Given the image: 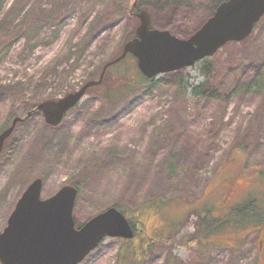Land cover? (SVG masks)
<instances>
[{"label":"rangeland","instance_id":"obj_1","mask_svg":"<svg viewBox=\"0 0 264 264\" xmlns=\"http://www.w3.org/2000/svg\"><path fill=\"white\" fill-rule=\"evenodd\" d=\"M219 1L0 0V128L97 81L135 37L133 4L152 30L186 40ZM207 60L208 74L197 63L119 93L118 72L137 78L127 58L60 125H47L39 112L17 124L0 155V233L39 179L43 200L64 186L77 189L76 227L118 206L137 229L132 240L105 239L81 264H264V215L255 231H242L243 247L235 250L199 257L198 248L177 242L178 225L184 235L195 232L194 214L205 204L210 217L224 215V194H208L213 206L201 194L212 180H232L239 192L264 189V17L249 38ZM230 200L240 210L255 201L252 212H264V194ZM223 230L215 239L230 235Z\"/></svg>","mask_w":264,"mask_h":264},{"label":"water","instance_id":"obj_2","mask_svg":"<svg viewBox=\"0 0 264 264\" xmlns=\"http://www.w3.org/2000/svg\"><path fill=\"white\" fill-rule=\"evenodd\" d=\"M136 4L132 5V10ZM264 16V0H227L188 39L181 40L166 31L150 29V17L139 12L135 38L127 42L121 54L105 64L98 81L86 83L79 91L57 102L36 108L45 122L55 127L65 114L83 98L87 89L98 86L107 68L131 55L146 79L190 68L211 58L228 43H240L253 32ZM19 119L0 135V153ZM42 182L34 180L16 202L7 225L0 233V264H80L105 238H133L125 217L115 208L93 217L75 228L72 217L77 190L64 186L56 194L41 199Z\"/></svg>","mask_w":264,"mask_h":264},{"label":"flooded vegetation","instance_id":"obj_3","mask_svg":"<svg viewBox=\"0 0 264 264\" xmlns=\"http://www.w3.org/2000/svg\"><path fill=\"white\" fill-rule=\"evenodd\" d=\"M90 90V89H89ZM56 102V101H55ZM36 108L32 111H28L26 115L24 116L23 119L18 123L24 122L26 119H28L33 113L37 112L35 111ZM39 112V111H38ZM42 114L43 118L44 115L42 112H39ZM15 119V117L10 116V120L5 123L2 128H0V135L11 126L12 121ZM6 142V141H5ZM1 155V153H0ZM239 172V171H235ZM257 176V171H254ZM230 177V176H229ZM257 179V177H256ZM252 182H255V180H251ZM212 182V183H211ZM209 184L205 185V190L201 192V194H207L206 195V201L213 206V203L209 201L208 194H224L221 197V202L224 203L220 209L223 211V213H227L225 211L229 210L232 207V203L230 200V194H264V189L261 192H255V191H246V192H239L238 191V185L235 183L233 186V181L232 180H227L224 182H221V184H214L213 185V180ZM264 186V182H262ZM216 185V186H215ZM248 186H250L248 184ZM215 187V188H214ZM220 199V198H219ZM206 202V203H207ZM224 206V207H223ZM209 205L205 204L200 208V212L195 213L197 219L199 220L200 224L198 225V229L193 232L192 234H185L182 228V224H179V228L177 229L176 227V236H177V242L182 245V242L192 244L198 250L200 251L199 257H207L210 252H212L214 249L219 248V249H235L237 246H239L243 241H244V236L242 231L238 232H232V231H227L229 232L230 235H226L224 233L223 236H220L219 238L215 239L216 234L214 233V218L209 216L210 209ZM204 209V211L202 210ZM177 224V223H176ZM175 224V226H176ZM137 231V229H135ZM134 230L136 235V231ZM235 235V236H233ZM166 239V233H163L162 240L165 241ZM262 244L264 245V241L259 243L260 248H262ZM168 257V256H167ZM166 264V262H165ZM169 264V263H168Z\"/></svg>","mask_w":264,"mask_h":264},{"label":"trees","instance_id":"obj_4","mask_svg":"<svg viewBox=\"0 0 264 264\" xmlns=\"http://www.w3.org/2000/svg\"><path fill=\"white\" fill-rule=\"evenodd\" d=\"M222 2L223 1H219L216 6H218ZM127 58H132V57L128 56ZM123 62L119 63L117 66H119ZM199 64H201V66L203 67V69H204V71H205L206 74H208L210 72L211 65H210V63H209V61L207 59L204 60V61H202V62H200ZM109 69H111V68H109ZM109 69H108V71H109ZM108 71L104 75L102 84L99 87H97L96 89L102 90V87L104 86V83H106V80H107L106 78H107ZM134 71H135V73L133 72V75H134V77H137L134 81H132L128 77V75H126V72H125V74H122V73H119L118 72V75H119L118 78L119 79L122 78L123 79V82H121L119 84L120 87L118 86V89H115V90H118V92L120 93V90H122V92H123L124 90H130V89L135 88L136 86H138V84L141 81H144V82H152L154 80V79L146 80L145 78H143L139 74V72L137 71L136 67H134ZM157 203L151 202L150 205H154L155 204V207L154 206H151V207L152 208H155L156 211H159L162 208H161V205L160 204H157ZM240 207L241 206H234V207H232V209L229 212L224 213L223 216H221V217H219L217 219L214 218V222H213V224H214V230H215L214 233L216 235L219 234V230H223V227L224 226H225L226 232L227 231H232V232H238V231H244V232L255 231V229H257L258 227L264 226L263 224H259L262 221V219H261V218H263L262 215H264L263 210L261 212H258V214H257V212H252V211H257V210L254 209L256 207L255 201L254 202L252 201V203L249 204L248 208H245V209L240 210V209H238ZM115 208L117 210L121 211L118 206H115ZM249 212H252V213L250 214ZM256 225H258V227ZM233 236H235V235H233ZM242 245L243 244L241 243L238 247H242ZM168 256L171 257L170 255H168ZM166 264H168V263H166Z\"/></svg>","mask_w":264,"mask_h":264}]
</instances>
